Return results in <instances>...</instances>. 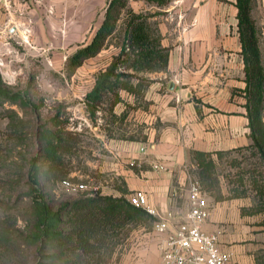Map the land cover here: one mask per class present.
Returning <instances> with one entry per match:
<instances>
[{
	"label": "crops",
	"instance_id": "obj_1",
	"mask_svg": "<svg viewBox=\"0 0 264 264\" xmlns=\"http://www.w3.org/2000/svg\"><path fill=\"white\" fill-rule=\"evenodd\" d=\"M110 0H0V51L23 45L24 29L31 27L32 48L44 51L51 64L56 50L64 57L87 45L104 21ZM237 0H171L167 5L129 0L136 13H151L161 46L169 48L167 68L149 73L152 82L143 104L122 91L115 114L127 110L126 120L141 130L137 140L108 138L100 169L126 183L128 194L144 190L158 212L178 213L176 200L185 196L195 166L191 150L212 152L246 147L252 143L248 118L247 81L239 33ZM261 17L264 51V0H255ZM254 11V10H253ZM254 14V12H253ZM31 45V42H30ZM1 54V53H0ZM91 59V58H90ZM89 60V59H88ZM86 60V61H88ZM136 128V129H137ZM133 132L127 134L136 133ZM137 161L135 171L131 162ZM161 164L164 169H157ZM102 194L120 196L113 185H99ZM211 215L204 229L219 234L220 248L231 253L233 264H258L264 250V217L243 212L247 198L217 200L208 193ZM188 203V201H187ZM244 208V209H245ZM179 214V213H178ZM184 214V213H183ZM180 214V215H183ZM156 220L158 219L157 216ZM144 245L131 248L119 264L160 263L165 233L139 230Z\"/></svg>",
	"mask_w": 264,
	"mask_h": 264
},
{
	"label": "trees",
	"instance_id": "obj_2",
	"mask_svg": "<svg viewBox=\"0 0 264 264\" xmlns=\"http://www.w3.org/2000/svg\"><path fill=\"white\" fill-rule=\"evenodd\" d=\"M145 1L163 6L171 0ZM236 5L246 71L251 147L264 165L263 38L253 15L255 0H237ZM124 13L127 16L121 52L98 73L95 85L85 97L88 114L95 120L104 104L114 113L115 106L123 102L122 91L134 96L135 104H127L129 108H137L141 105L139 102H143L152 79H141L135 73L122 70L151 73L164 70L168 65L170 50L161 46V33L149 20V15L147 19L143 13L134 12L129 7V0H110L104 21L92 40L68 57V75L103 49L109 36L119 29ZM0 101L20 106L33 104L23 93L8 87L1 74ZM33 107L38 110L40 106L33 104ZM127 115L128 111L124 110L114 116L122 123ZM56 124L60 125L59 122ZM16 125L11 127L17 130ZM21 126L24 129L25 125ZM115 129L106 128V136L137 140L141 132L139 129L134 134H127L120 125ZM37 131L39 147L29 158L22 153L18 157L11 155L17 148L13 140L19 144L27 143L30 148L27 138H23L27 135L20 130L8 137V144L0 143V264H107L132 231L153 230L156 217L129 201L126 183L119 188L120 196L102 194L99 190L89 195V191H84L79 198L56 208L51 202L50 191L68 178L71 169L66 154L78 140L72 136L74 133L61 128L53 130L43 124ZM224 153L216 152L219 158ZM191 154L193 164L198 168L200 180H197L209 187L206 189L201 184L217 200H223L214 176L213 153L191 150ZM137 163L130 165L135 171L140 169ZM251 178L257 193L264 197V188L255 176ZM263 208L254 211L259 213ZM257 263L264 264V250L257 255Z\"/></svg>",
	"mask_w": 264,
	"mask_h": 264
},
{
	"label": "rangeland",
	"instance_id": "obj_3",
	"mask_svg": "<svg viewBox=\"0 0 264 264\" xmlns=\"http://www.w3.org/2000/svg\"><path fill=\"white\" fill-rule=\"evenodd\" d=\"M253 12V15L256 18L258 17L257 23L260 22L259 15L261 17V13L257 3ZM148 15L150 16L151 13H148ZM126 16L124 13L119 22V29L113 36H109L103 49L96 56L87 59L88 61L85 60L71 76L68 75L66 66L69 56L64 57V49L56 50L55 58L57 62L51 64L48 60L49 56L44 51L32 48V41L30 40L31 27H26L30 28V32H26V28L24 29L27 37H23V39L27 40L22 39V46L15 43L13 49L0 51V62H2L0 74L4 83L12 90L23 93L33 104L40 106L36 110L33 104L20 106L0 101V143L8 144V137H12V134L20 130L27 135L23 138H27L30 147L28 148L27 143L19 144L13 140L17 148H14L11 153L12 157H18L22 153L26 158H29L36 154L39 147L37 130L41 124L53 130L61 128L68 133H74L72 136L78 140L76 144H73L71 151L66 154L71 169L68 178L73 181L86 182L90 187H96L97 191H101L99 187L101 184L113 185L114 188L120 191L119 188L124 186L123 179L113 175L110 171L102 172L100 169L102 155L105 154L104 151L108 150L104 146L101 137L109 126L117 129L120 125L127 133L133 132V129H136L137 126H135V122L126 119L122 123L117 121L115 114L107 109L106 104L102 105L96 120L92 119L88 114L85 97L95 85L98 73L105 70L114 58L120 54L121 46L125 40ZM258 24L260 25V23ZM76 51L72 50V54ZM122 71L124 73H135L136 77L141 79L150 77L149 73H137L133 70ZM139 103L143 104V102ZM57 122L60 125H57ZM16 123L18 127H16L17 130H14L15 128L11 126ZM22 124L25 125L24 129L21 126ZM138 130L137 128L136 131ZM251 144L237 150L225 151L221 158L217 155L214 156L216 164L214 176L223 200L247 198L251 206L244 207L243 212L257 214L254 209L264 207V197L257 193L251 177L255 176L258 183L264 188V165ZM189 170L191 179L200 180L196 165L190 166ZM83 192L69 191L58 184L50 191V198L57 208L63 203L79 198ZM187 201L184 195L178 196L177 206H184L183 209L177 210L179 215L187 211ZM259 214L264 217V208ZM19 223L21 224L22 221H19ZM139 230L132 231L124 245L120 247L119 251L107 264H119L120 261L125 259L126 253L131 248L144 245ZM140 264L152 263L151 261L148 263L147 257L142 259ZM157 264H163L162 260Z\"/></svg>",
	"mask_w": 264,
	"mask_h": 264
},
{
	"label": "built area",
	"instance_id": "obj_4",
	"mask_svg": "<svg viewBox=\"0 0 264 264\" xmlns=\"http://www.w3.org/2000/svg\"><path fill=\"white\" fill-rule=\"evenodd\" d=\"M26 32H30V28H26ZM133 163L135 161L131 162ZM154 167L164 169L161 164ZM60 186L69 191H89V195L97 191L96 187H90L86 182L73 181L71 178L64 179ZM128 199L133 205L158 217L154 223V230L166 234L162 244L163 264H233L231 253L220 248L219 234L209 233L204 229L211 215V208L208 191L197 179L190 180L188 208L183 215L172 211L166 214L158 212L149 205L148 195L144 190L133 191L128 195Z\"/></svg>",
	"mask_w": 264,
	"mask_h": 264
}]
</instances>
